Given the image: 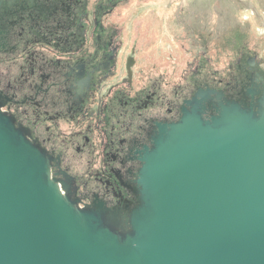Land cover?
Instances as JSON below:
<instances>
[{"label":"flooded vegetation","instance_id":"af4514ba","mask_svg":"<svg viewBox=\"0 0 264 264\" xmlns=\"http://www.w3.org/2000/svg\"><path fill=\"white\" fill-rule=\"evenodd\" d=\"M157 1L0 0L2 111L46 152L63 194L79 207L103 205L124 227L158 125L178 122L198 90L214 91L205 120L228 103L255 109L264 95V61L244 51L224 73L164 79L190 31L170 30L169 41ZM231 25L242 27L238 17Z\"/></svg>","mask_w":264,"mask_h":264},{"label":"water","instance_id":"95a60500","mask_svg":"<svg viewBox=\"0 0 264 264\" xmlns=\"http://www.w3.org/2000/svg\"><path fill=\"white\" fill-rule=\"evenodd\" d=\"M211 94L158 125L125 227L63 194L0 103V264H264V95L205 120Z\"/></svg>","mask_w":264,"mask_h":264},{"label":"rangeland","instance_id":"374dc122","mask_svg":"<svg viewBox=\"0 0 264 264\" xmlns=\"http://www.w3.org/2000/svg\"><path fill=\"white\" fill-rule=\"evenodd\" d=\"M240 3H223L222 0L154 2L162 6L158 8L161 14L169 16L167 24L162 26L164 31L168 30L165 36L169 41L172 36L183 37L187 26L190 31L189 50L180 48V61H175V64L173 61L172 65L166 64L163 67L168 71L164 79L178 83L185 72L190 70L193 73L194 69L203 73L207 71L206 74L224 73L241 51L263 62L264 0H242ZM165 6H169V9L166 10ZM235 17L241 21L242 27H238L240 31L231 25ZM184 54L185 59H182Z\"/></svg>","mask_w":264,"mask_h":264}]
</instances>
